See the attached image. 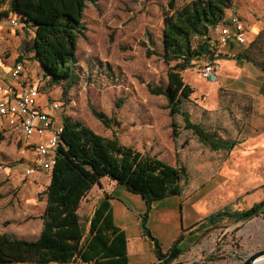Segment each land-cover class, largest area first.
Returning a JSON list of instances; mask_svg holds the SVG:
<instances>
[{"label":"rangeland","instance_id":"rangeland-1","mask_svg":"<svg viewBox=\"0 0 264 264\" xmlns=\"http://www.w3.org/2000/svg\"><path fill=\"white\" fill-rule=\"evenodd\" d=\"M189 1L177 0V5L181 7ZM254 6L264 10V0H258ZM167 7L168 0H90L78 39L79 63L76 68L79 80L71 88L65 83L42 89L37 101V105L44 107L47 112L52 111L53 102L61 105L56 112L58 126L67 116L82 121L101 135L111 136L114 131H118L119 136L127 141L140 138L138 146L150 150V155H157L170 164L179 161L185 165L188 179L182 182L185 189L183 196L168 197L152 203L147 226L164 248L172 247L182 228L190 224V203L201 199L209 190L211 193L207 194L200 209L204 217L226 207L232 211L246 212L264 200V186L253 185L264 176L253 171L250 166L238 169L237 175L228 171L217 172L216 165L228 158L206 159L199 151L191 152L194 140L184 129L181 117L176 118L180 124L177 127L180 135L177 143L175 141L174 150L169 112L166 109L167 99L152 95L148 88V85L166 87L168 82L170 66L159 56L150 57L147 54L148 49L159 53L163 51V10ZM16 31L22 41L17 44L20 45L19 50L29 47L33 29ZM198 40H195L196 44ZM9 46L14 52L13 44ZM204 63L201 61L186 72L185 80L190 81L191 74L199 71ZM0 74H3L1 70ZM117 103L121 104L120 108ZM182 106L187 107L186 103ZM91 107L116 119L120 126L108 129L94 116ZM122 123L125 125L123 128ZM133 129H139L140 132L131 136ZM22 150L29 153L27 159L21 153ZM34 158L33 147L4 123H0V165L14 167V172L20 174L22 180L27 177L24 181L27 183L33 180L35 173L27 176L25 164L31 165ZM205 164H211L212 167L204 171ZM104 181L106 184L113 182L108 178ZM113 183L117 188L113 190L114 186L111 185L108 190L114 191L115 199L112 202L115 217L118 224L127 226L131 264H138L140 255L153 247L150 240L143 236L141 228V218L148 208V201L141 194ZM25 193V189L11 190L12 197L19 201L32 197ZM44 197L43 189L34 193V198L43 200ZM99 197V194H95L91 203L83 202L79 210L81 222L86 228ZM235 221L226 219L218 228L208 231L199 243L194 244L191 252L182 257V262L241 264L251 253L263 250L264 213L242 223L235 224ZM72 264L85 263L77 261Z\"/></svg>","mask_w":264,"mask_h":264},{"label":"trees","instance_id":"trees-1","mask_svg":"<svg viewBox=\"0 0 264 264\" xmlns=\"http://www.w3.org/2000/svg\"><path fill=\"white\" fill-rule=\"evenodd\" d=\"M89 1L10 0L8 9L2 10L6 0H0V21L15 15L21 24L33 29L35 37L28 48L35 53L52 85L67 83L71 88L79 80L76 68L79 63L78 39ZM233 3L234 0H190L179 7L177 0H168V7L163 10V51L147 50L148 56L157 55L170 66L167 86L148 85L150 93L165 96L170 116H182L185 128L215 150H229L234 143L217 139L202 125L192 122L183 110V103L194 92L185 82L183 73L201 61L206 63L213 54L217 35L213 37L212 33L226 22V12ZM196 39H199L197 44ZM117 107L120 108L121 104L117 103ZM91 110L108 129L120 126L116 119L93 107ZM172 127V136L177 139V123L174 122ZM59 138L51 182L45 190L46 208L42 215L44 226L41 236L30 241L8 233L1 234L0 264H72L77 261L85 264H130L128 238L116 223L110 196L103 198L94 209L87 221L88 228L78 213L82 200L103 178L141 194L148 201L141 228L162 261L159 264H173L226 219L237 220L257 209L264 213V200L246 212L226 207L205 219L196 229L197 236L190 244L181 246L180 239L164 253L159 240L147 226L152 203L183 194L182 182L188 179L186 167L171 165L157 155L122 145L118 131H114L113 137H106L82 121L67 116H64Z\"/></svg>","mask_w":264,"mask_h":264},{"label":"crops","instance_id":"crops-1","mask_svg":"<svg viewBox=\"0 0 264 264\" xmlns=\"http://www.w3.org/2000/svg\"><path fill=\"white\" fill-rule=\"evenodd\" d=\"M9 1L10 0H6V4L2 10L8 9ZM257 1L258 0H254L253 2H250V0H234V6L227 10L225 20H228L233 14H238L241 17L247 30V42L245 44H239L233 38L229 45L224 48V55L216 60L217 80L214 83L204 81L199 71L192 73L191 80L187 82L184 75L191 69L183 73L185 82L188 83L194 91L186 102L187 107H183V110L189 114L192 122L202 125L217 139L227 143H234L233 148L229 150L221 148L215 150L202 143L191 131L185 128V122L183 123L184 129L189 133V136L193 138L192 140H194L190 149L191 152L199 151V153H202L206 159L218 157L229 159L227 161L225 160V162H219L216 165L217 172L228 171L237 175L236 172L238 169L250 166L253 171L264 176V10L254 6V3ZM11 19H17L19 25L17 27L12 26L10 23ZM27 28L26 25L21 24L15 15H11L8 19L0 21V70L3 73L2 75L0 74V82L2 84L12 83L13 91L17 94H20L23 90L32 86H38L40 91H42V89L55 87V85H52L50 78L45 75L41 63L35 57V53L29 50L28 47L19 50L20 45L17 46V44L19 42L22 43V41L19 36H17L16 29L23 31ZM218 32L219 28L212 33V36H216ZM34 37L35 33L33 31L32 41L34 40ZM9 44H13L14 52H11L12 48ZM18 62L24 63L25 71L19 81L13 82L10 78V74L11 70ZM167 106L168 101L166 109L169 112ZM39 109L45 111V108L42 106H39ZM56 112H54V125L55 127H60L63 125V120L59 126L56 124ZM177 117L182 118L180 115L171 117L169 112V123L172 129V134V124L176 122L177 126H180L176 120ZM181 120H183V118ZM124 126V123H122V128ZM138 132H140L139 129H133V131H131V136ZM106 137H113V134L111 136L107 135ZM139 139L134 140L133 138L132 140L127 141L121 135L119 136L122 145L133 147L138 151L149 154L150 150L138 146ZM178 139L179 136L177 139L173 138V148L175 151V141L177 143ZM26 141L34 150L33 144L39 142L40 139L34 137ZM133 142H136V144ZM151 149L154 150L152 145ZM21 153L25 154V159L29 157L27 151L22 150ZM171 165L185 167V165L179 161H177L176 164ZM28 166L29 164H25V174ZM210 167H212L211 164H205L204 171H207ZM1 168L0 235L8 233L15 237L30 241L37 240L41 236L44 226L42 215L46 208V195L43 200H39L38 198H34V193L36 194L42 189L46 190L45 188H47L51 182V173L44 172L39 168H34L32 174L35 173V176L33 180L24 183L27 177L22 180L20 174L14 172V167L1 166ZM209 171H213V169H210ZM104 180L105 178L101 179L93 186L90 192L82 200L80 208L83 202H86L87 204L91 203L95 194H99L100 197L95 203V208L103 198L110 196L112 198L111 203L114 209L112 202L115 199L114 191H109L108 188L113 185L114 187L112 188L115 190L117 185L112 181V184H106L104 183ZM254 184L257 186H264V178L262 180H257L253 185ZM17 188L25 189L26 193L24 195L31 194L32 197L30 199L25 198L24 201H19L17 198H13L11 190ZM184 192L185 189L183 194ZM209 193H211V190L207 191L201 199L190 203L192 211V215H189L190 224L182 228L179 238L176 241L177 243L181 239V246H187L194 240L197 236L195 233L196 229L205 222L207 217L222 210L219 209L208 216H203L200 209L204 205L205 198ZM183 194L179 197H182ZM188 204L189 202L187 205ZM181 206H183V204ZM115 220L117 225L122 228L127 235L126 224H118L116 217ZM172 247H162V251L166 253ZM192 249L193 247L191 250ZM191 250L189 252H191ZM186 254L175 260L173 264H185L182 262V257ZM128 256L131 264L132 260L129 254V241ZM161 262L162 261L158 258L153 247L149 252H144L142 256L140 255L138 260V264H159Z\"/></svg>","mask_w":264,"mask_h":264},{"label":"built area","instance_id":"built-area-1","mask_svg":"<svg viewBox=\"0 0 264 264\" xmlns=\"http://www.w3.org/2000/svg\"><path fill=\"white\" fill-rule=\"evenodd\" d=\"M10 23L14 27L19 25L17 19H11ZM246 33L244 22L238 14H233L219 27L216 41L213 43V54L199 69L203 79L208 82L217 80L216 60L224 55V48L233 38L237 43L245 44L247 42ZM24 71V63H16L11 70V80L19 81ZM40 94L38 86L29 87L17 94L13 91L12 83L2 84L0 82V122L25 140L34 137L40 139L39 142L33 144L35 158L26 170L27 176L32 175L34 168L51 173L56 163V149L59 146V134L62 131V126L55 127L54 125V112L60 110L61 105L54 102L51 112L40 110L37 105Z\"/></svg>","mask_w":264,"mask_h":264},{"label":"water","instance_id":"water-1","mask_svg":"<svg viewBox=\"0 0 264 264\" xmlns=\"http://www.w3.org/2000/svg\"><path fill=\"white\" fill-rule=\"evenodd\" d=\"M260 213V210H254L248 214H245L238 218L235 221V224L245 222L249 219H252L254 216L258 215ZM264 261V249L255 253H251L247 258H245L241 264H258L259 262Z\"/></svg>","mask_w":264,"mask_h":264},{"label":"bare ground","instance_id":"bare-ground-1","mask_svg":"<svg viewBox=\"0 0 264 264\" xmlns=\"http://www.w3.org/2000/svg\"><path fill=\"white\" fill-rule=\"evenodd\" d=\"M264 263V261L263 262H259L258 264H263Z\"/></svg>","mask_w":264,"mask_h":264}]
</instances>
